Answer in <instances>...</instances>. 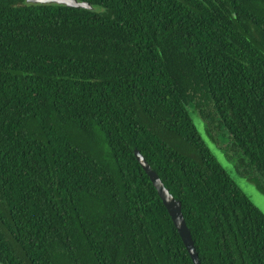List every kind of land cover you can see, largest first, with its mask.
<instances>
[{
    "label": "trees",
    "instance_id": "16d2710c",
    "mask_svg": "<svg viewBox=\"0 0 264 264\" xmlns=\"http://www.w3.org/2000/svg\"><path fill=\"white\" fill-rule=\"evenodd\" d=\"M0 0V264H264V0Z\"/></svg>",
    "mask_w": 264,
    "mask_h": 264
},
{
    "label": "rangeland",
    "instance_id": "374dc122",
    "mask_svg": "<svg viewBox=\"0 0 264 264\" xmlns=\"http://www.w3.org/2000/svg\"><path fill=\"white\" fill-rule=\"evenodd\" d=\"M189 118L202 144L208 149L209 153L224 171L229 180L234 184L238 191L245 199L264 217V194H262L244 175L239 174V170L235 167L232 159L224 150L226 143L218 139V133H223L219 129H212V139L208 133L205 121L201 116L192 110H189Z\"/></svg>",
    "mask_w": 264,
    "mask_h": 264
},
{
    "label": "water",
    "instance_id": "95a60500",
    "mask_svg": "<svg viewBox=\"0 0 264 264\" xmlns=\"http://www.w3.org/2000/svg\"><path fill=\"white\" fill-rule=\"evenodd\" d=\"M26 4H56L63 5L70 8H82L91 9V6L85 1L78 0H24ZM133 154L138 161L140 168L143 170L145 175L148 177L151 185L156 191L158 198L163 204L167 214L169 215L171 222L192 262V264H199L192 240L190 238L189 231L184 223L181 211L180 203L174 199L168 191L164 188L157 175L150 169V165L146 162L144 157L140 154L137 149H133Z\"/></svg>",
    "mask_w": 264,
    "mask_h": 264
}]
</instances>
